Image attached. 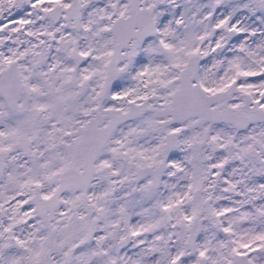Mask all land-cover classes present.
<instances>
[{
  "label": "snow or ice",
  "instance_id": "snow-or-ice-1",
  "mask_svg": "<svg viewBox=\"0 0 264 264\" xmlns=\"http://www.w3.org/2000/svg\"><path fill=\"white\" fill-rule=\"evenodd\" d=\"M0 264H264V0H0Z\"/></svg>",
  "mask_w": 264,
  "mask_h": 264
}]
</instances>
